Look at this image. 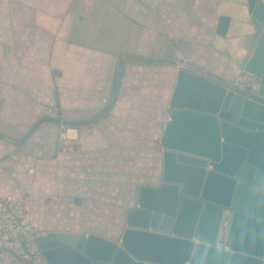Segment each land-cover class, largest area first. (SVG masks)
Returning a JSON list of instances; mask_svg holds the SVG:
<instances>
[{
	"label": "crops",
	"instance_id": "obj_1",
	"mask_svg": "<svg viewBox=\"0 0 264 264\" xmlns=\"http://www.w3.org/2000/svg\"><path fill=\"white\" fill-rule=\"evenodd\" d=\"M255 43L245 0H0V196L47 233L118 241L160 184L148 103L180 68L231 85Z\"/></svg>",
	"mask_w": 264,
	"mask_h": 264
},
{
	"label": "water",
	"instance_id": "obj_2",
	"mask_svg": "<svg viewBox=\"0 0 264 264\" xmlns=\"http://www.w3.org/2000/svg\"><path fill=\"white\" fill-rule=\"evenodd\" d=\"M245 5L256 43L240 66L263 79L258 90L180 68L159 138L160 184L140 189L120 239L48 232L42 263L30 264H264V0ZM15 251L24 253L20 242Z\"/></svg>",
	"mask_w": 264,
	"mask_h": 264
},
{
	"label": "built area",
	"instance_id": "obj_3",
	"mask_svg": "<svg viewBox=\"0 0 264 264\" xmlns=\"http://www.w3.org/2000/svg\"><path fill=\"white\" fill-rule=\"evenodd\" d=\"M262 80L254 72L242 67L232 79L231 85L240 91L254 93L261 86ZM40 113L61 120L60 111L54 106H41ZM60 124L63 128V122ZM62 143L66 144L65 141ZM0 234L5 238L4 244L0 245V264H30L40 260L38 240L48 233L28 221L23 198L7 194L0 196ZM16 242L22 245L24 253L21 255L15 251Z\"/></svg>",
	"mask_w": 264,
	"mask_h": 264
},
{
	"label": "rangeland",
	"instance_id": "obj_4",
	"mask_svg": "<svg viewBox=\"0 0 264 264\" xmlns=\"http://www.w3.org/2000/svg\"><path fill=\"white\" fill-rule=\"evenodd\" d=\"M168 95L166 96V100L164 99L160 103H148L149 112H150V143H151V154H150V169L152 171H157L160 166L161 161V146L159 144L160 132L162 129V124L164 121L168 120V114L166 113V108L168 106ZM41 106H51L47 104H42ZM40 106V108H41ZM134 107L137 110L140 107L139 103H135ZM57 108V107H56ZM61 127V125H60ZM63 128H65L63 126ZM62 128V129H63ZM66 146V145H65ZM155 151V152H154ZM156 167V168H155Z\"/></svg>",
	"mask_w": 264,
	"mask_h": 264
}]
</instances>
